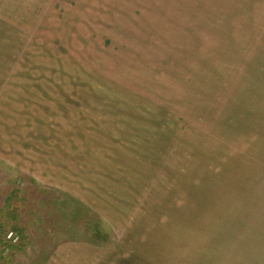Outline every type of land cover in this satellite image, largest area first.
Masks as SVG:
<instances>
[{
  "label": "rangeland",
  "instance_id": "374dc122",
  "mask_svg": "<svg viewBox=\"0 0 264 264\" xmlns=\"http://www.w3.org/2000/svg\"><path fill=\"white\" fill-rule=\"evenodd\" d=\"M248 225L264 0H0V264H237Z\"/></svg>",
  "mask_w": 264,
  "mask_h": 264
},
{
  "label": "crops",
  "instance_id": "0c3cea01",
  "mask_svg": "<svg viewBox=\"0 0 264 264\" xmlns=\"http://www.w3.org/2000/svg\"><path fill=\"white\" fill-rule=\"evenodd\" d=\"M61 153H64L63 147L61 148ZM66 153H69V151ZM57 167V169L63 170V172L65 168L66 173L69 174V172H71L68 171V169H71V160H66L65 165L62 157V160L59 159ZM132 179H136V177L132 176ZM70 191H72V189H70ZM245 229L246 235L248 234L250 239L241 241V245L240 241L231 242L232 246L238 243L237 247H235L237 256L236 261L239 260L237 264H264V225H248Z\"/></svg>",
  "mask_w": 264,
  "mask_h": 264
}]
</instances>
